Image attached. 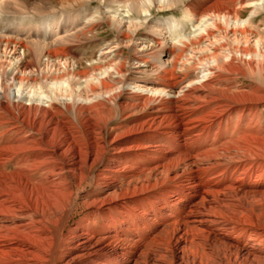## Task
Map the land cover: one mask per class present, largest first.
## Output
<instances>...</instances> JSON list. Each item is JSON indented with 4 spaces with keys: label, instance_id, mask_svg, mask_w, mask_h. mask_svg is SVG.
I'll use <instances>...</instances> for the list:
<instances>
[{
    "label": "bare ground",
    "instance_id": "6f19581e",
    "mask_svg": "<svg viewBox=\"0 0 264 264\" xmlns=\"http://www.w3.org/2000/svg\"><path fill=\"white\" fill-rule=\"evenodd\" d=\"M177 1L108 2L109 44L0 26V264H264V2H192L163 38L131 16Z\"/></svg>",
    "mask_w": 264,
    "mask_h": 264
},
{
    "label": "rangeland",
    "instance_id": "374dc122",
    "mask_svg": "<svg viewBox=\"0 0 264 264\" xmlns=\"http://www.w3.org/2000/svg\"><path fill=\"white\" fill-rule=\"evenodd\" d=\"M104 1L105 0H3L2 2H0V26L6 28L11 27L12 30L17 29V31L20 32L18 36L26 40L33 39L41 42L44 41L47 43L51 41L55 42V40L63 36H70L73 32H76L83 25H87L88 23H92V21H94L95 23L93 26H96L94 27L96 29V33H88L87 35L83 36L82 43L87 44V42L90 41L92 42V44L95 45L99 43L109 44L116 41L118 33L113 25L111 27L109 21L110 13L108 15L104 14V11L107 10V8H105V5L110 2L112 5L118 6L121 3L123 4L122 1L124 0H106L105 2ZM130 1L138 3L142 0ZM196 1L200 0H180L177 1L178 3L176 2L175 4H173V6H170L168 8L153 7L152 15H150L146 22L144 21V17L146 14L145 11L141 13L137 12L140 15L135 12V14H132L131 16L135 21L142 24L143 27L140 29L142 33H157L158 35H156L159 36V32H162L161 38H163L167 37L170 32L174 29L172 24H168L172 21L171 19L184 20L185 11L189 9V6L192 4V2L194 3ZM253 1H259L262 3L264 2V0H245V2L242 4L243 16L245 18H247L251 14V11L253 9L251 3ZM49 17H51V19L56 20V22L52 23V26L55 27L54 29L58 30L57 35L56 32H52L51 34L49 32H46L45 34L46 30L44 29V27H42V24L44 23L45 18ZM263 18L264 13L256 17V24L261 23V29H264ZM165 19H170L171 21L169 20L168 23H164ZM137 42L138 44H141L142 41L139 40L133 43H113L110 44L111 47L105 48L103 51H100V53L113 54L114 51L119 47H122L123 49L125 48L127 52H131L132 48ZM165 59L168 58L164 56L161 57V61ZM243 81H252L255 85L262 86V82H260L256 78H249V80L242 79L241 82ZM122 94H124V92ZM258 112H256L258 122H255L252 127L254 128L253 130L259 129L264 132V106H262ZM246 115H249V113H247ZM239 118V115H234L232 117V122L227 121L226 123L230 128L228 130L230 140L228 139L227 143H230V141L234 142L236 139H239L240 136H242L241 134L245 130L246 126L249 125V123L244 124L242 126L236 125ZM245 177V175H240L242 181L246 180ZM253 179H256V177H253ZM257 182V184L260 185L264 181L262 182L261 179H257ZM88 189H90L89 186H87L86 190ZM82 195L83 191L81 192V196ZM259 205L264 206V203H259ZM81 210L82 209L78 211L79 213L77 215V219L81 218L82 216V214H80L82 212Z\"/></svg>",
    "mask_w": 264,
    "mask_h": 264
}]
</instances>
